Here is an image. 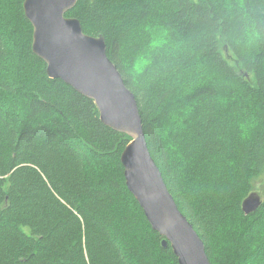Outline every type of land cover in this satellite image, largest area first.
Masks as SVG:
<instances>
[{
    "label": "trees",
    "instance_id": "16d2710c",
    "mask_svg": "<svg viewBox=\"0 0 264 264\" xmlns=\"http://www.w3.org/2000/svg\"><path fill=\"white\" fill-rule=\"evenodd\" d=\"M0 0V264H178L128 190L131 138L32 49ZM135 96L150 154L211 264H264V0H79L66 14Z\"/></svg>",
    "mask_w": 264,
    "mask_h": 264
},
{
    "label": "water",
    "instance_id": "95a60500",
    "mask_svg": "<svg viewBox=\"0 0 264 264\" xmlns=\"http://www.w3.org/2000/svg\"><path fill=\"white\" fill-rule=\"evenodd\" d=\"M78 1H24L34 54L46 63L49 78L94 101L102 123L131 138L121 156L127 186L152 229L166 238L163 247L170 243L178 264H211L203 240L178 209L151 158L135 96L108 58L104 37L85 35L78 20L66 17ZM261 204L252 194L243 212H255Z\"/></svg>",
    "mask_w": 264,
    "mask_h": 264
},
{
    "label": "bare ground",
    "instance_id": "6f19581e",
    "mask_svg": "<svg viewBox=\"0 0 264 264\" xmlns=\"http://www.w3.org/2000/svg\"><path fill=\"white\" fill-rule=\"evenodd\" d=\"M26 17V16H25ZM85 34V33H84ZM86 35V34H85ZM88 36V35H87ZM91 37V36H90ZM116 67V66H115ZM126 84V83H125ZM91 100V99H90ZM95 103V102H94ZM100 113V112H99ZM101 119V118H100ZM142 127H143V125H142ZM115 131V130H114ZM117 132V131H116ZM143 132H144V130H143ZM119 133V132H118ZM126 135V134H125ZM128 136V135H127ZM150 152V151H149ZM123 154V153H122ZM151 155V154H150ZM151 158H152V156H151ZM152 160H153V158H152ZM153 162L155 163V161L153 160ZM155 165H156V163H155ZM157 166V165H156ZM158 167V166H157ZM162 174V173H161ZM162 178H163V175H162ZM126 179V178H125ZM163 180H164V178H163ZM165 182V181H164ZM126 184H127V182H126ZM166 185V184H165ZM167 187V186H166ZM127 188H128V186H127ZM129 190V189H128ZM169 191V190H168ZM170 192V191H169ZM171 194V193H170ZM252 194H255V195H257L260 199H261V201H262V197L260 196V195H258L257 193H255V192H253ZM251 194V195H252ZM133 195V194H132ZM173 197V196H172ZM174 198V197H173ZM134 199H135V197H134ZM137 201V200H136ZM175 201V200H174ZM246 201V200H245ZM244 201V202H245ZM243 202V203H244ZM176 203V202H175ZM139 204V203H138ZM242 206H243V204H242ZM178 207V206H177ZM261 207V206H260ZM245 213V212H244ZM252 213H254V212H252ZM252 213H250V214H252ZM246 214V213H245ZM250 214H246V215H250ZM154 231V230H153ZM160 235V234H159ZM161 236V235H160ZM164 238V241L166 240V238L165 237H163ZM164 241H162V242H164ZM168 246H171L170 245V243H168V245H167V247ZM166 247V248H167ZM165 248V247H164ZM171 249H172V247H171ZM173 250V249H172ZM178 260V259H177Z\"/></svg>",
    "mask_w": 264,
    "mask_h": 264
},
{
    "label": "rangeland",
    "instance_id": "374dc122",
    "mask_svg": "<svg viewBox=\"0 0 264 264\" xmlns=\"http://www.w3.org/2000/svg\"><path fill=\"white\" fill-rule=\"evenodd\" d=\"M263 184H264L263 179L258 180L256 182V184H255V186H256V192L255 193H257L260 196H261V191L260 190H261V187L263 186Z\"/></svg>",
    "mask_w": 264,
    "mask_h": 264
}]
</instances>
